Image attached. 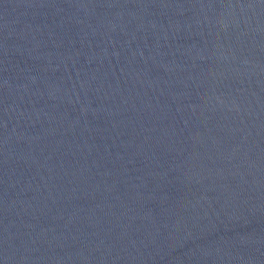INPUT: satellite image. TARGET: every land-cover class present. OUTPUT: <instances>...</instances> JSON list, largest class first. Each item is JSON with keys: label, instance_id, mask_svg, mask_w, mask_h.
I'll list each match as a JSON object with an SVG mask.
<instances>
[{"label": "water", "instance_id": "1", "mask_svg": "<svg viewBox=\"0 0 264 264\" xmlns=\"http://www.w3.org/2000/svg\"><path fill=\"white\" fill-rule=\"evenodd\" d=\"M0 264H264V0H0Z\"/></svg>", "mask_w": 264, "mask_h": 264}]
</instances>
